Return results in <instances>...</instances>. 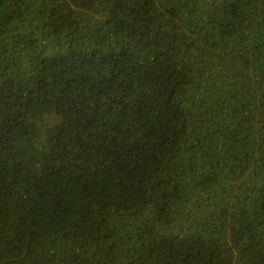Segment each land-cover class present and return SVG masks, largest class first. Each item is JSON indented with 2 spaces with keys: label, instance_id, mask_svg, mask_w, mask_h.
I'll return each mask as SVG.
<instances>
[{
  "label": "trees",
  "instance_id": "obj_1",
  "mask_svg": "<svg viewBox=\"0 0 264 264\" xmlns=\"http://www.w3.org/2000/svg\"><path fill=\"white\" fill-rule=\"evenodd\" d=\"M0 264H264V0H0Z\"/></svg>",
  "mask_w": 264,
  "mask_h": 264
}]
</instances>
